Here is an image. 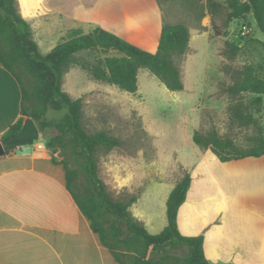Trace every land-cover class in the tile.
Masks as SVG:
<instances>
[{"label":"crops","instance_id":"crops-1","mask_svg":"<svg viewBox=\"0 0 264 264\" xmlns=\"http://www.w3.org/2000/svg\"><path fill=\"white\" fill-rule=\"evenodd\" d=\"M167 2L16 0V5L45 56L74 35L97 28L154 53L163 26L175 25L168 20ZM207 17L211 19L208 10ZM251 20L255 18L249 13ZM190 48H201L200 42L191 39ZM74 66L66 72L63 87H116L94 81ZM21 105L19 83L0 65V142L13 130L23 129L28 118ZM188 138L189 150L176 156L183 173L192 178L178 214L180 233L204 238L210 264H264V155L218 162L194 143L193 136V143ZM25 146L32 152H24ZM54 156L44 144L20 146L0 156V264H118L81 212L68 189L66 170L53 162ZM183 176L166 181L171 186L160 204L162 231L168 225V198ZM140 201L131 208L132 214L152 233L154 219L138 209Z\"/></svg>","mask_w":264,"mask_h":264},{"label":"rangeland","instance_id":"rangeland-1","mask_svg":"<svg viewBox=\"0 0 264 264\" xmlns=\"http://www.w3.org/2000/svg\"><path fill=\"white\" fill-rule=\"evenodd\" d=\"M166 1H169L166 4L169 22L185 25L192 36L190 41L198 40L201 46L196 49L189 45L183 55H173L184 82L183 91L171 92L148 71L139 73L138 90L133 94H124L119 88L105 84L104 87H63L72 98L83 100L82 125L89 134L106 132L120 141V146L112 150L103 147L97 150L99 176L110 197L131 204L130 211L141 198L138 209L142 214H152L154 227L150 228L154 235L162 231L164 216L160 204L164 190L171 186L166 181L181 173L185 175L176 156L189 150L188 137L193 143L195 132H216L245 151L264 148L261 145L264 95L228 92L248 66L264 79V36L257 23L248 21V0H211L220 5L213 6V15L209 12V0ZM236 9H244V15L235 22L230 19L236 15ZM107 56L116 53H104L100 49L82 51L77 54L74 68L89 73V69ZM63 82L66 84V75ZM64 113L51 110L47 117L59 119ZM47 134L55 137L59 132L53 128ZM45 135L40 130V138L34 144H44ZM49 151L52 156L56 154V161L67 163L70 169L84 175L83 158L70 143L55 153ZM24 152H32V148L25 146ZM79 183L85 192V182ZM133 199L136 202L132 204ZM108 224L125 230L115 218H110ZM185 252L183 248H175L167 254L182 257Z\"/></svg>","mask_w":264,"mask_h":264},{"label":"trees","instance_id":"trees-1","mask_svg":"<svg viewBox=\"0 0 264 264\" xmlns=\"http://www.w3.org/2000/svg\"><path fill=\"white\" fill-rule=\"evenodd\" d=\"M213 6L220 5L209 0L208 8L212 15ZM243 10L236 9V15H232L230 20L242 17ZM246 12L253 14L254 21L264 36V0H248ZM214 28L221 35L219 29ZM190 38L189 29L185 25L165 24L158 50L150 53L109 31L97 28L88 34L74 35L43 56L32 38L29 23L18 12L16 0H0V65L20 85L22 115L33 119L39 129L46 132L44 144L53 153L68 143L79 150L84 161L83 176L80 171L70 169L65 162H57L55 159L53 162L64 166L68 189L90 222L93 232L118 264H210L205 255L204 238L185 237L178 227V214L187 199L192 178L185 174L171 192L167 201L168 225L159 234L149 233L145 225L129 210L131 204L114 201L99 176L97 150L100 147L112 150L120 146V141L106 132L89 134L85 130L82 125L83 100L74 99L63 90L64 76L71 66L77 65V54L82 51H118L123 56H107L95 68L89 69L94 81L114 85L133 94L138 90L140 70L146 69L171 92H181L185 86L173 55L186 53ZM228 92L233 95L246 92L264 95V79L253 67L248 66L242 72L241 79L229 87ZM51 110L65 113L59 119H49L47 115ZM53 128L58 130V136H48L47 132ZM19 132L13 130L12 136L2 141L6 154L20 146L34 144V141L13 143L12 140ZM193 141L218 162L264 155L263 147L245 151L233 141L220 138L216 132H195ZM80 181L85 182V192ZM135 202L136 199L131 201L132 204ZM110 218L120 221L125 230L109 225ZM175 248H185V255L178 257L167 254L169 249Z\"/></svg>","mask_w":264,"mask_h":264},{"label":"water","instance_id":"water-1","mask_svg":"<svg viewBox=\"0 0 264 264\" xmlns=\"http://www.w3.org/2000/svg\"><path fill=\"white\" fill-rule=\"evenodd\" d=\"M40 138V130L33 119L28 118L23 129L12 140L13 143L21 141H37ZM6 149L2 142H0V156L6 155Z\"/></svg>","mask_w":264,"mask_h":264}]
</instances>
